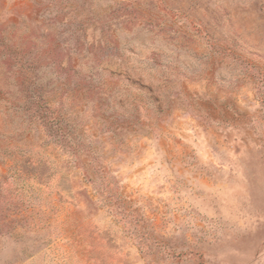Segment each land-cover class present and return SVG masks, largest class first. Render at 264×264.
I'll use <instances>...</instances> for the list:
<instances>
[{
	"label": "rangeland",
	"instance_id": "1",
	"mask_svg": "<svg viewBox=\"0 0 264 264\" xmlns=\"http://www.w3.org/2000/svg\"><path fill=\"white\" fill-rule=\"evenodd\" d=\"M0 264H264V0H0Z\"/></svg>",
	"mask_w": 264,
	"mask_h": 264
}]
</instances>
